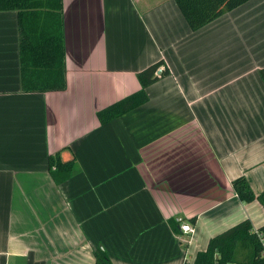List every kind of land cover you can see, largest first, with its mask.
<instances>
[{
  "label": "crops",
  "instance_id": "1",
  "mask_svg": "<svg viewBox=\"0 0 264 264\" xmlns=\"http://www.w3.org/2000/svg\"><path fill=\"white\" fill-rule=\"evenodd\" d=\"M18 18L0 11V264H192L264 226L233 188L264 192V0L196 32L175 0H63L67 87L46 93L22 91ZM161 61L149 101L102 125ZM57 153L76 161L61 185Z\"/></svg>",
  "mask_w": 264,
  "mask_h": 264
},
{
  "label": "trees",
  "instance_id": "2",
  "mask_svg": "<svg viewBox=\"0 0 264 264\" xmlns=\"http://www.w3.org/2000/svg\"><path fill=\"white\" fill-rule=\"evenodd\" d=\"M194 32L214 22L250 0H175ZM17 11L20 31L21 88L24 93L64 91L67 87L63 25V0H0V11ZM162 70L161 74L158 71ZM170 74L163 61L139 73L141 90L101 110L97 117L108 124L149 101L147 88ZM49 172L57 185L73 175L76 161H63L60 153L49 157ZM239 199L258 201L264 208V192L256 196L246 178L233 182ZM258 231L264 233V226ZM239 247L247 250V260L237 259ZM262 245L248 220L211 239L192 264H264ZM94 264H113L103 248L94 252Z\"/></svg>",
  "mask_w": 264,
  "mask_h": 264
},
{
  "label": "built area",
  "instance_id": "3",
  "mask_svg": "<svg viewBox=\"0 0 264 264\" xmlns=\"http://www.w3.org/2000/svg\"><path fill=\"white\" fill-rule=\"evenodd\" d=\"M177 223L181 225V231L184 232V233H188V232H192V227L191 225L186 222L183 218L179 217L177 218ZM255 233L258 237V239L260 240V243L262 245V254H261V257L264 258V233L258 231V230H255Z\"/></svg>",
  "mask_w": 264,
  "mask_h": 264
},
{
  "label": "rangeland",
  "instance_id": "4",
  "mask_svg": "<svg viewBox=\"0 0 264 264\" xmlns=\"http://www.w3.org/2000/svg\"><path fill=\"white\" fill-rule=\"evenodd\" d=\"M247 253H248L247 250L239 247L238 252H237L238 261L244 262L245 260H247Z\"/></svg>",
  "mask_w": 264,
  "mask_h": 264
},
{
  "label": "water",
  "instance_id": "5",
  "mask_svg": "<svg viewBox=\"0 0 264 264\" xmlns=\"http://www.w3.org/2000/svg\"><path fill=\"white\" fill-rule=\"evenodd\" d=\"M161 72H162L161 70H160V71H158V74H161Z\"/></svg>",
  "mask_w": 264,
  "mask_h": 264
}]
</instances>
